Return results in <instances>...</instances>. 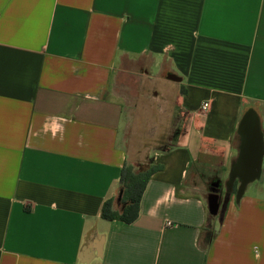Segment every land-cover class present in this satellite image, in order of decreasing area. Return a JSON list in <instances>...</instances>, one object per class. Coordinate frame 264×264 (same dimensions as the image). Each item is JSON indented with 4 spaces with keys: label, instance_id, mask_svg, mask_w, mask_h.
Here are the masks:
<instances>
[{
    "label": "crops",
    "instance_id": "1",
    "mask_svg": "<svg viewBox=\"0 0 264 264\" xmlns=\"http://www.w3.org/2000/svg\"><path fill=\"white\" fill-rule=\"evenodd\" d=\"M126 62L163 74L180 111L129 223L100 215L128 160ZM0 264H264V0H0Z\"/></svg>",
    "mask_w": 264,
    "mask_h": 264
},
{
    "label": "rangeland",
    "instance_id": "2",
    "mask_svg": "<svg viewBox=\"0 0 264 264\" xmlns=\"http://www.w3.org/2000/svg\"><path fill=\"white\" fill-rule=\"evenodd\" d=\"M124 67V70L117 72L112 91L114 98L122 105L119 143L126 151L128 163L142 168L147 152L160 147L167 140L180 111L172 110L173 92L163 74L156 83L154 78L142 72L144 63L126 62ZM215 187L214 191L207 188L205 193L210 196L211 192H219L218 203L221 207L227 191L221 184ZM204 241L203 236L201 243Z\"/></svg>",
    "mask_w": 264,
    "mask_h": 264
},
{
    "label": "trees",
    "instance_id": "3",
    "mask_svg": "<svg viewBox=\"0 0 264 264\" xmlns=\"http://www.w3.org/2000/svg\"><path fill=\"white\" fill-rule=\"evenodd\" d=\"M247 116V114L245 115ZM244 116V117H245ZM241 124V122H240ZM144 167H135L126 160L120 173L119 189L115 198L105 201L100 210V215L106 220H120L126 223L133 221L138 213V205L144 187L151 174L161 168V165H154L146 162ZM234 177L230 175L229 181ZM230 184V182H229ZM244 184L240 185L243 187ZM230 186V185H229ZM241 189L236 193H240ZM229 194L230 191L228 190ZM211 231L209 228L204 229L201 240L204 236L205 241L201 245L204 247L208 244Z\"/></svg>",
    "mask_w": 264,
    "mask_h": 264
},
{
    "label": "water",
    "instance_id": "4",
    "mask_svg": "<svg viewBox=\"0 0 264 264\" xmlns=\"http://www.w3.org/2000/svg\"><path fill=\"white\" fill-rule=\"evenodd\" d=\"M168 78L172 80H178V78L172 74L168 75ZM239 131L241 132L242 135H245L244 137L246 138L248 135L251 133V147L253 148L252 155L249 157V153L247 152L248 150L244 151L245 147H248L249 144H246L243 146V153L241 155V158L239 160V167L238 171L240 172L239 177L241 178L242 182L245 184L248 180H252L254 177H257L258 175V168L260 166V157H258V141L257 138L254 134V126H253V121L247 116H245L241 120V124L239 125ZM245 140V139H244ZM247 141V139H246ZM214 191V189H211ZM214 193V192H213ZM216 195H210L208 197V212L212 215H216L219 211V203L216 198ZM228 193L226 197L223 200L222 207L227 201Z\"/></svg>",
    "mask_w": 264,
    "mask_h": 264
},
{
    "label": "built area",
    "instance_id": "5",
    "mask_svg": "<svg viewBox=\"0 0 264 264\" xmlns=\"http://www.w3.org/2000/svg\"><path fill=\"white\" fill-rule=\"evenodd\" d=\"M207 105H208V102H203L201 105V110L204 111L206 109Z\"/></svg>",
    "mask_w": 264,
    "mask_h": 264
},
{
    "label": "flooded vegetation",
    "instance_id": "6",
    "mask_svg": "<svg viewBox=\"0 0 264 264\" xmlns=\"http://www.w3.org/2000/svg\"><path fill=\"white\" fill-rule=\"evenodd\" d=\"M225 193H226V192H225ZM212 194L217 196V197H216V198H217V200H218V198L220 197V193H219V192H216V191H215L214 193H213V192H211V195H212ZM218 196H219V197H218Z\"/></svg>",
    "mask_w": 264,
    "mask_h": 264
}]
</instances>
